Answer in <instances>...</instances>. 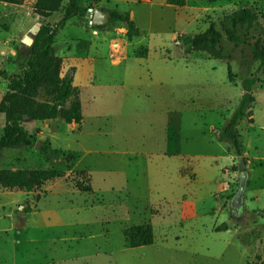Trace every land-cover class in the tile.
<instances>
[{"label": "rangeland", "instance_id": "374dc122", "mask_svg": "<svg viewBox=\"0 0 264 264\" xmlns=\"http://www.w3.org/2000/svg\"><path fill=\"white\" fill-rule=\"evenodd\" d=\"M34 2L0 1V99L28 57L22 38L33 25L57 22L67 4L40 18ZM82 5L84 14L70 18L54 38L63 72L76 67L73 86L82 120L25 121L33 145L4 151L0 168L58 169L63 176L30 191L0 187V264H264V214L244 202L241 212L233 206L239 159L228 145L231 159L227 143L216 137L240 99L241 80L258 61L246 47L225 43L233 56L229 81L225 61L197 51L185 54L173 39L204 30L231 9L251 6L264 13V0H189L180 8L165 0H82ZM89 8L128 11L139 35L127 38L121 23L95 25L93 32ZM139 46L148 49L145 59L134 56ZM252 97L253 119L240 121L237 130L244 156L246 148L257 159L264 156V121L257 112L264 86H255ZM3 126L0 114V136ZM45 139L57 159L40 153ZM166 151L204 157H163ZM261 164L247 166L256 189L264 186ZM220 165V186L198 180L211 182ZM183 179L188 180L184 187ZM209 191L222 198L227 228L246 230L200 229L195 219L208 203L201 204L198 193ZM213 218L204 219L206 228ZM145 222L153 227V243L127 247L123 230Z\"/></svg>", "mask_w": 264, "mask_h": 264}, {"label": "trees", "instance_id": "16d2710c", "mask_svg": "<svg viewBox=\"0 0 264 264\" xmlns=\"http://www.w3.org/2000/svg\"><path fill=\"white\" fill-rule=\"evenodd\" d=\"M64 1L67 4L57 22L52 25L41 23L35 34L30 33L32 42L28 57L18 75L8 79L6 90L0 99V114L4 117L0 136V160L5 150L33 145V137L25 127V121L61 119L66 123L78 124L82 120L81 103L73 86L75 67H71L70 72H63V59L56 54L54 46V38L66 22L74 16L84 14L82 0H35L33 12L40 18H47L57 12ZM187 1L189 0H165V3L183 7ZM104 11L109 14L107 24L121 23L125 26L127 38L139 35V29L128 11L116 8H106ZM107 24L96 27L102 29ZM173 39L185 54L197 51L209 58L225 61L229 81L233 76L230 66L233 56L226 51L225 43L246 47L250 57L258 61L253 73L241 80L240 99L227 122L216 132L217 139L228 143L237 159L246 165L247 158L243 156V144L237 125L242 120L251 119L252 90L257 85L264 86V13L251 6L238 7L210 20L202 31L174 35ZM146 53L147 48L144 46L134 50V55L139 58L145 57ZM39 151L47 160L58 157L57 150L52 148L48 139L40 143ZM61 176L63 172L58 169L0 168V187H17L30 191L45 181ZM86 189L90 190V187ZM227 229L226 223H222L214 232H224ZM123 235L129 248L151 245L154 239L153 227L148 222L126 227Z\"/></svg>", "mask_w": 264, "mask_h": 264}, {"label": "crops", "instance_id": "0c3cea01", "mask_svg": "<svg viewBox=\"0 0 264 264\" xmlns=\"http://www.w3.org/2000/svg\"><path fill=\"white\" fill-rule=\"evenodd\" d=\"M188 2V1H187ZM166 4V3H165ZM168 5V4H166ZM169 6H172V5H169ZM176 7V6H174ZM184 7V6H183ZM180 8V7H178ZM130 15V14H129ZM132 15V13H131ZM38 16V15H37ZM39 17V16H38ZM131 18V17H130ZM70 20V19H69ZM133 20V19H132ZM135 23V22H134ZM136 25V24H135ZM65 26V25H64ZM137 26V25H136ZM32 27V26H31ZM94 28V27H92ZM63 29V28H62ZM61 29V30H62ZM96 30V28H94ZM139 29V28H138ZM126 32V30H125ZM27 36V35H26ZM92 47V43L90 45V48ZM56 50V49H55ZM147 53H148V49H147ZM147 53H146V56L143 57V58H139V59H145L147 57ZM57 54V53H56ZM58 55V54H57ZM59 56V55H58ZM135 56V55H134ZM61 57V56H60ZM136 57V56H135ZM112 63L114 65H117V63H115L114 61H112ZM75 67V66H74ZM75 70H76V67H75ZM257 105L259 106L260 104H255L254 108L256 109ZM253 109V108H252ZM82 111V110H81ZM257 112H259V116L261 115L263 121H264V103L262 105L259 106V109L257 110ZM255 118H256V114L254 113V123H255ZM252 119H253V114H252ZM254 123L252 125V127L254 126ZM221 141V140H219ZM226 143V142H225ZM226 152L227 154H230L231 153V156L230 158L232 159V150L228 147V143L226 144ZM231 150V151H230ZM247 149L244 148V153H246V155L243 156L245 158H247V163L245 165V169H246V172H247V182H246V188L244 190V195H243V202L244 204L248 207V209L250 210H255V211H263L264 212V203H263V200H262V195L264 194V186L260 189H256L255 188V184L252 182V180H250V175L248 173V169H247V166H252L255 164V166H261V161L263 160L264 161V156L262 158H257V159H252L250 157V155H248V151H246ZM119 153V152H118ZM162 155L163 157H170V156H179V155H182L183 157L184 156H192V157H197L198 159H201L203 158L204 156L202 154H191V153H183V152H180V153H172V152H162ZM180 161V164L181 166L179 165L178 166V170H179V174L180 175H184V173L182 172V170L184 171L185 170V167L182 166L183 165V162L181 160ZM198 161V160H197ZM196 161V162H197ZM186 163H189L188 160H186ZM191 163V162H190ZM215 164H218V161H214ZM258 163V164H257ZM192 165V164H190ZM193 167V166H192ZM224 167V165H220L219 169H218V172H217V175L216 177H214V179L209 182V181H206V180H201V179H198L200 180L201 182H204L203 185H205V183H213L217 186H220V182H221V169ZM253 167V166H252ZM142 176L144 177V179H146V183L148 185V179H147V176L145 175V173H142ZM198 180H195L194 182H198ZM179 182L182 184V186L184 187L185 183L188 182V180H179ZM202 185V186H203ZM219 188V187H218ZM148 193V191H147ZM182 195V194H181ZM198 196L202 198V202L201 204L205 201H207L208 203V208L204 209L203 206L201 205L202 207V214L201 216H197V218L195 220L198 221L199 223V226H200V229L201 230H211V228L215 225L216 227L222 223H226L227 222V210L225 207L222 206V198L220 197L219 200H216L215 197H214V193L213 191H209L207 192L206 194H201V193H198ZM181 197V196H180ZM180 200V199H179ZM177 200V202L179 201ZM164 201V200H163ZM166 205L170 206V207H178L176 205L173 206V204H170L166 201H164ZM247 203L251 204V206H248ZM214 217L213 219V222L211 226L209 227H205L204 226V219L207 218V217ZM215 227V228H216ZM227 230H246L245 228H242V227H232L230 229H227ZM225 232V231H224Z\"/></svg>", "mask_w": 264, "mask_h": 264}, {"label": "water", "instance_id": "95a60500", "mask_svg": "<svg viewBox=\"0 0 264 264\" xmlns=\"http://www.w3.org/2000/svg\"><path fill=\"white\" fill-rule=\"evenodd\" d=\"M89 18L92 19L94 24L96 26H101L105 25L108 22L109 19V14L106 11H100V10H94L92 8L88 9V15ZM38 30V27L36 25H33L30 28V33L35 34ZM22 42L24 44L30 45L32 42V38L30 36H24L22 38ZM26 119V117H24ZM35 146L38 147L39 143L36 142ZM239 166H240V172H239V184H238V189L235 192L233 198H232V204L233 206L241 212L242 205H243V195H244V190L246 188V182H247V172L245 169V165L243 164L242 161H239ZM261 214H264L263 211H259Z\"/></svg>", "mask_w": 264, "mask_h": 264}, {"label": "built area", "instance_id": "2783aa9c", "mask_svg": "<svg viewBox=\"0 0 264 264\" xmlns=\"http://www.w3.org/2000/svg\"><path fill=\"white\" fill-rule=\"evenodd\" d=\"M87 19H88V25H89L90 27H95V24H94V22L92 21V19L89 18V17H87ZM93 32H96V30L93 29Z\"/></svg>", "mask_w": 264, "mask_h": 264}]
</instances>
